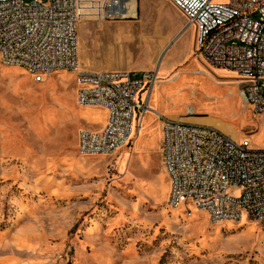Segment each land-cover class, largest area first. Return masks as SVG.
I'll return each mask as SVG.
<instances>
[{"label": "rangeland", "instance_id": "obj_1", "mask_svg": "<svg viewBox=\"0 0 264 264\" xmlns=\"http://www.w3.org/2000/svg\"><path fill=\"white\" fill-rule=\"evenodd\" d=\"M142 1L133 2L136 17H83L78 35L85 28L122 24L105 47L113 55L120 28L129 35L140 24H153L158 35L171 37L177 26L167 12L160 19L165 35L153 15L138 22ZM128 20L138 23L128 27ZM190 32L160 57L159 73L169 72L160 80L172 82L154 87L150 106L165 117L219 122L222 129L217 128L233 140L246 138L252 148H261L264 113L241 98L239 75L205 62L193 38L183 60L164 66L167 54H182ZM132 41L129 37L128 44ZM152 48L144 51L148 60L157 52ZM76 97L72 71L35 81L25 69L0 63V264H264V228L246 212L237 222L215 223L189 203L177 209L166 203L169 179L161 163L156 114L147 113L145 125L115 152L83 155L77 134L99 128L105 110L79 105ZM186 108L193 113L187 115ZM73 186L78 191L68 196Z\"/></svg>", "mask_w": 264, "mask_h": 264}, {"label": "built area", "instance_id": "obj_2", "mask_svg": "<svg viewBox=\"0 0 264 264\" xmlns=\"http://www.w3.org/2000/svg\"><path fill=\"white\" fill-rule=\"evenodd\" d=\"M194 25L195 47L208 64L235 72L240 95L264 113V0H167ZM126 0H0V63L19 66L41 81L65 70L75 74L77 103L103 108L99 131L81 129L78 151L108 155L124 146L149 109L157 70L100 71L81 68L77 25L89 15L118 17ZM89 12V13H88ZM93 12V13H91ZM98 17V16H96ZM191 108L185 113L191 115ZM159 153L169 179L166 203H192L211 222H237L241 214L264 228V145L252 148L215 126L156 115ZM236 190L231 195L229 189Z\"/></svg>", "mask_w": 264, "mask_h": 264}, {"label": "crops", "instance_id": "obj_3", "mask_svg": "<svg viewBox=\"0 0 264 264\" xmlns=\"http://www.w3.org/2000/svg\"><path fill=\"white\" fill-rule=\"evenodd\" d=\"M164 1V2H163ZM154 9L152 12L146 13V9ZM140 9L142 10V13L140 15V18L138 22L141 20V18H147L149 16L155 17L159 20V30L162 34L164 32L161 31V17L162 15L167 12L171 14L175 19V25L177 26V30L171 37H167L162 35H158L156 31V26H153V24L142 26L141 24L135 28V30L131 31V33L128 35V31L125 29L120 28V33H118V37L116 38V42L114 43L115 47V53L112 54V51H108L105 47L109 42H111L112 34L111 31H113L117 26H123L122 24H114L113 25H107L102 28L98 29H84V33L78 35L77 32V56H78V62L81 68L84 69H91V70H100V71H151L156 69L157 70V77L158 80H160L161 76L162 78H167L166 76L167 70L160 71L159 73V65H160V57L162 56L163 52L168 46H171L174 41H176L179 36L186 31L188 28L191 30L190 36L187 41V46L184 48L182 54L178 58H173L170 54L166 55L164 58V66L166 68H171V66L175 65L177 62H180L185 58L187 55V50L190 46L191 39L193 38V42L195 45L196 41V29L194 25H189L187 27H184L185 23V16L180 13L175 7H173L167 0H156V1H142L140 3ZM160 12V13H159ZM135 16H138L135 8ZM129 17H133L128 15ZM128 20V27L129 25H136L129 22ZM79 24V23H78ZM127 26V25H124ZM78 29V25H77ZM133 38V41L128 44V38ZM169 39V40H168ZM163 43V44H162ZM152 45L156 47V53H154V56L151 60L146 59V56H144V51L146 49L152 48ZM108 48V46H107ZM145 48V49H144ZM170 48V47H169ZM109 49V48H108ZM81 50L82 51L81 53ZM155 51V50H154ZM159 51L158 57H156L157 53ZM124 54H127L128 58L123 56ZM77 89V86H76ZM170 116V115H169ZM172 118H178L181 120H187L188 117H181L177 114H175V117ZM106 122V112H105V118L104 123L98 128V124L95 128H83L88 129L92 131H99L101 130ZM160 122V120H159ZM134 128L135 130L137 128L136 126V119L134 122ZM92 125V124H90ZM160 138H161V122H160ZM81 130V129H80ZM79 130V131H80ZM79 133V132H78ZM131 136V135H130ZM160 138H159V145H160ZM76 140L78 142V134L76 137ZM130 140V137H129ZM128 140V141H129ZM127 141V143H128ZM127 143L125 145H127ZM158 145V147H159ZM78 191L77 187L73 186L70 188V195L75 194Z\"/></svg>", "mask_w": 264, "mask_h": 264}, {"label": "bare ground", "instance_id": "obj_4", "mask_svg": "<svg viewBox=\"0 0 264 264\" xmlns=\"http://www.w3.org/2000/svg\"><path fill=\"white\" fill-rule=\"evenodd\" d=\"M133 2H134V0H126V3L124 4V7L121 9V10H119V11H114V13H116L117 14V16L118 17H122V16H126V17H129L128 15H130V16H135V11H134V6H133ZM145 49V48H144ZM194 50H195V46H194ZM194 50H193V53H194ZM161 70V69H160ZM65 71V70H64ZM168 71V70H167ZM235 73V72H234ZM172 74V73H171ZM175 75H176V73H175ZM168 76V75H167ZM162 77V76H161ZM169 77V76H168ZM164 79V78H163ZM176 79V78H175ZM167 81H169V82H172V80H158L156 83H155V85L153 86V89H154V87L156 88V86L158 85V84H162V85H164V87H166L165 86V83L167 82ZM170 87V86H169ZM152 89V90H153ZM173 89V88H172ZM174 91V90H173ZM151 95H152V92H151ZM151 95H150V100H151ZM150 100H149V109H148V111H146L143 115H142V117L140 118V121H139V125L140 126H142V125H145V124H143V121L145 120V115L147 114V113H149V112H153L154 114H156V115H159V114H161L160 113V111L158 110V107L154 104L153 105V108L150 106ZM84 106V105H83ZM246 106V105H245ZM193 111V110H192ZM193 113V112H192ZM191 113V114H192ZM95 116V118H96V115H94ZM98 117V116H97ZM100 117V116H99ZM99 120V119H98ZM215 126L216 127H219V128H221L222 127V125H221V123H219V122H216L215 123ZM147 127V126H146ZM222 129V128H221ZM135 130H133L132 131V133H131V135L133 134V132H134ZM136 132H137V130H136ZM141 135V134H140ZM130 138H131V136H130ZM129 142V141H128ZM125 146V145H124ZM123 147V146H122ZM121 148V147H120ZM119 149V148H118ZM118 149H116V150H118ZM116 150H114L113 152H115ZM112 152V153H113ZM101 155H104V154H101ZM189 204H191L194 208H196L192 203H190V202H188ZM188 203H180L178 206H176V207H171V209H177V208H179V207H183V206H185L186 204H188ZM196 209H198V208H196ZM198 210H201V209H198ZM201 211H204V210H201ZM205 212V211H204ZM177 213V212H176ZM206 213V212H205ZM207 214V213H206ZM208 216V215H207ZM242 216H243V213L241 214V218L239 219V220H241L242 219ZM219 222H224V221H219ZM228 222H231V221H228ZM215 223H217V222H215Z\"/></svg>", "mask_w": 264, "mask_h": 264}]
</instances>
